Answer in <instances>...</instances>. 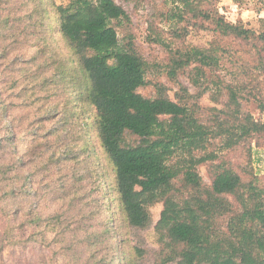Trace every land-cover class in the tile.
<instances>
[{"label":"trees","instance_id":"1","mask_svg":"<svg viewBox=\"0 0 264 264\" xmlns=\"http://www.w3.org/2000/svg\"><path fill=\"white\" fill-rule=\"evenodd\" d=\"M220 1L165 0L171 41H154L168 56L152 64L116 0H0V264L12 250L20 264H264V118L246 108L264 113V16L231 21ZM202 31L208 47L189 42ZM226 39L253 59L229 78ZM158 68L173 97L149 79ZM91 128L103 171L78 166Z\"/></svg>","mask_w":264,"mask_h":264},{"label":"rangeland","instance_id":"2","mask_svg":"<svg viewBox=\"0 0 264 264\" xmlns=\"http://www.w3.org/2000/svg\"><path fill=\"white\" fill-rule=\"evenodd\" d=\"M121 4L125 10L129 13L132 19V23L126 31L132 32L135 35L136 43L144 55V57L152 64H161L167 59L168 52L164 45L154 41L157 37V32L162 35V39L170 42V33L168 32V26L165 23L159 13L166 9L165 0H116ZM251 8L245 6H239L234 0H221L219 2V8L226 17L234 22L239 20L244 21L250 27L256 29L259 28V18L264 16V10L259 11L260 8L264 9V2L262 0H252L250 2ZM155 27L156 29H153ZM126 31L120 32L123 35ZM213 39V33L211 32H199L196 35L189 37V42L193 45L208 47L209 42ZM180 42H176L175 45H180ZM221 44L228 50L221 58V64L223 65V74L229 78L232 71L239 69L240 65L244 61H253L252 56L245 50L241 49L235 42L231 40H224ZM149 79L152 82L159 81L166 84L170 88V94L173 97L174 91L177 89V85L174 81L170 80L166 72L161 68L152 69L149 75ZM181 83L189 86L192 90L195 86L191 83L188 74H182L179 77ZM139 91L146 96H153L155 93V87L153 84H149L146 87H142ZM202 106L211 107L214 103L210 100L209 95L205 94L200 100ZM247 110H249L256 118H264V113L255 102L246 104ZM89 151L86 154L80 156V162L78 166L84 169V164L89 166L90 171L95 168L96 163L99 169L103 171V168L107 165L106 157L103 154V150L99 144L98 137L93 128L89 132ZM95 153V154H94ZM94 154V156L92 155ZM233 164L241 169L242 167L249 165V157L247 158L243 149L230 155ZM252 166L254 170L264 175V144L260 147H255L252 156ZM94 173V174H93ZM90 172L89 175L93 186H96V172ZM201 174L206 182H210L208 171L206 167H202ZM103 184V183H101ZM162 205L159 204L153 208L154 223L158 220ZM7 264H20L23 258L17 251H7L5 254Z\"/></svg>","mask_w":264,"mask_h":264}]
</instances>
